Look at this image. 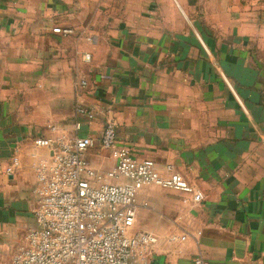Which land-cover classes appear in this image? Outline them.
Returning <instances> with one entry per match:
<instances>
[{
  "label": "crops",
  "instance_id": "1",
  "mask_svg": "<svg viewBox=\"0 0 264 264\" xmlns=\"http://www.w3.org/2000/svg\"><path fill=\"white\" fill-rule=\"evenodd\" d=\"M108 122L120 147L204 197L139 192L134 228L157 238L146 264H264V0H0V264L34 223L50 157L34 141L50 125L90 136L87 164L105 174Z\"/></svg>",
  "mask_w": 264,
  "mask_h": 264
},
{
  "label": "built area",
  "instance_id": "2",
  "mask_svg": "<svg viewBox=\"0 0 264 264\" xmlns=\"http://www.w3.org/2000/svg\"><path fill=\"white\" fill-rule=\"evenodd\" d=\"M53 33L70 36L74 32L55 28ZM85 60L89 62L90 56L85 55ZM77 115L94 118L85 109H78ZM75 129H81L80 122L75 123ZM48 130L55 137L34 141L50 154L49 160L36 170L34 223L27 230L26 247L10 264H146L157 238L151 232L134 228L139 192L156 187L191 194L195 203L204 199L179 174L163 178L152 161L139 160L127 148L120 147L112 123L105 124L100 138L102 148L110 151L116 161L105 174L87 164L86 153L94 146L92 137L71 138L54 125ZM18 165L13 156L6 173L11 174ZM108 180L119 183L110 184ZM186 239L170 236L171 241ZM193 264L212 263L199 256Z\"/></svg>",
  "mask_w": 264,
  "mask_h": 264
},
{
  "label": "rangeland",
  "instance_id": "3",
  "mask_svg": "<svg viewBox=\"0 0 264 264\" xmlns=\"http://www.w3.org/2000/svg\"><path fill=\"white\" fill-rule=\"evenodd\" d=\"M27 230H28V229H27ZM26 234H27V232H26ZM25 238H26V236H25ZM20 249H22V248H19V249L17 250V252H18ZM12 250H13V249H8V250H6L4 253H2L1 255H2V256H6V255L9 254V253H10L9 255H11V254H12ZM17 252H16V253H17ZM11 256H12V255H11Z\"/></svg>",
  "mask_w": 264,
  "mask_h": 264
}]
</instances>
